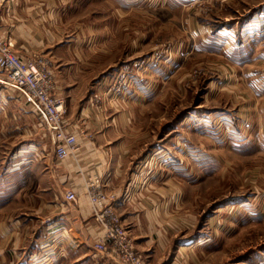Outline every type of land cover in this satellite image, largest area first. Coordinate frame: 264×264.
I'll return each mask as SVG.
<instances>
[{
    "label": "rangeland",
    "instance_id": "rangeland-1",
    "mask_svg": "<svg viewBox=\"0 0 264 264\" xmlns=\"http://www.w3.org/2000/svg\"><path fill=\"white\" fill-rule=\"evenodd\" d=\"M18 1L19 22L38 27L42 17L62 37L54 45L72 47L69 58L83 65L75 79L102 114L92 130L89 119L70 120L65 103L64 128L149 131L162 149L168 165L153 174L182 195L157 222L156 239L164 234L168 246L154 264H264V0ZM13 33L1 36L18 47ZM120 112L128 116L115 120ZM57 162L54 154L52 186L43 178L54 203L65 190ZM7 170L0 166V226L40 204L32 198L38 169ZM15 239L0 228V264L29 254Z\"/></svg>",
    "mask_w": 264,
    "mask_h": 264
},
{
    "label": "crops",
    "instance_id": "crops-1",
    "mask_svg": "<svg viewBox=\"0 0 264 264\" xmlns=\"http://www.w3.org/2000/svg\"><path fill=\"white\" fill-rule=\"evenodd\" d=\"M18 2L0 0V37L14 32L16 39L21 37L15 49L17 53L41 51L48 57L57 96L66 103L67 117L80 123L89 119L88 127L94 130L102 114L91 107L90 88L86 87L85 80L74 76L83 65L69 58L72 47L61 46L59 41L54 45L53 40L62 37L43 26L42 17L38 27L19 22L13 12ZM42 2H34L32 8ZM20 26L28 31V39L23 37ZM5 90L0 85V166L9 173L14 169L20 172L38 169L32 198L40 201L35 203L34 215L24 213L0 226L2 234L9 233L16 238L15 247L29 253L26 257L19 256L15 264H118L111 254L94 248L103 236V229L91 215L85 192V185L94 179L111 199L110 204L126 226L137 253L147 264L161 261L159 254L168 246V241L164 234L156 239V233L161 232L157 222L160 217L174 213L182 192L179 187L170 186L172 179L162 181L153 174L155 164L163 169L168 163L163 152H158L162 150L159 144L155 147L153 141L149 143V131H78L74 155L57 162L65 190L55 194L54 203V192L43 188L44 177L48 176L53 184L54 147L49 136L44 139L40 131H35L33 114L21 112L20 105L15 103V93ZM123 116L128 115L120 112L114 119ZM70 189L77 194V204L65 199Z\"/></svg>",
    "mask_w": 264,
    "mask_h": 264
},
{
    "label": "built area",
    "instance_id": "built-area-1",
    "mask_svg": "<svg viewBox=\"0 0 264 264\" xmlns=\"http://www.w3.org/2000/svg\"><path fill=\"white\" fill-rule=\"evenodd\" d=\"M12 38L0 37V84L17 93L21 103L30 109L49 130L57 161L74 155L78 144L76 132L67 131L65 101L54 93V78L50 60L37 53L23 56L16 52ZM91 215L103 229V236L94 248L109 253L118 264H147L134 248L133 240L111 206V199L101 189L97 179L85 185ZM65 199L73 204L78 197L73 189Z\"/></svg>",
    "mask_w": 264,
    "mask_h": 264
}]
</instances>
